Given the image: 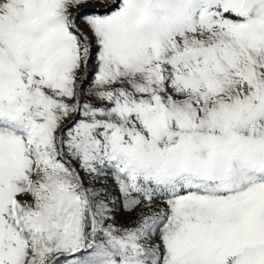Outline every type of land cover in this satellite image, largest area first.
I'll use <instances>...</instances> for the list:
<instances>
[{"label": "snow or ice", "instance_id": "obj_1", "mask_svg": "<svg viewBox=\"0 0 264 264\" xmlns=\"http://www.w3.org/2000/svg\"><path fill=\"white\" fill-rule=\"evenodd\" d=\"M0 264H264V0H0Z\"/></svg>", "mask_w": 264, "mask_h": 264}]
</instances>
